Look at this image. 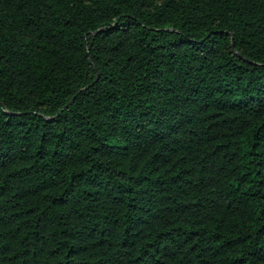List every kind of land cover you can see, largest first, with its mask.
<instances>
[{"label": "trees", "instance_id": "1", "mask_svg": "<svg viewBox=\"0 0 264 264\" xmlns=\"http://www.w3.org/2000/svg\"><path fill=\"white\" fill-rule=\"evenodd\" d=\"M0 264H264V0H0Z\"/></svg>", "mask_w": 264, "mask_h": 264}]
</instances>
